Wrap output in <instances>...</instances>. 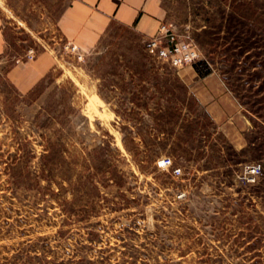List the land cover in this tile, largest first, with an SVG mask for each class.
Returning a JSON list of instances; mask_svg holds the SVG:
<instances>
[{"label": "rangeland", "instance_id": "374dc122", "mask_svg": "<svg viewBox=\"0 0 264 264\" xmlns=\"http://www.w3.org/2000/svg\"><path fill=\"white\" fill-rule=\"evenodd\" d=\"M82 1L0 0V264H264V0H158L199 51L179 69L114 19L67 38Z\"/></svg>", "mask_w": 264, "mask_h": 264}, {"label": "crops", "instance_id": "0c3cea01", "mask_svg": "<svg viewBox=\"0 0 264 264\" xmlns=\"http://www.w3.org/2000/svg\"><path fill=\"white\" fill-rule=\"evenodd\" d=\"M162 18L163 10L158 0H83L69 8L63 15L61 24L67 38L88 45L95 42L112 19L132 26L139 34L153 36ZM1 29L0 26V39ZM50 65L49 56H40L33 64L11 68L7 72V78L21 91H27L45 74ZM195 97L200 102L196 95ZM229 105L231 104L227 103L225 108L221 109L218 120L212 116L211 111L205 110L215 123L224 124L229 116L238 113L235 106ZM240 119H243L240 121L244 124L251 121L245 113L240 115Z\"/></svg>", "mask_w": 264, "mask_h": 264}, {"label": "built area", "instance_id": "2783aa9c", "mask_svg": "<svg viewBox=\"0 0 264 264\" xmlns=\"http://www.w3.org/2000/svg\"><path fill=\"white\" fill-rule=\"evenodd\" d=\"M147 50L157 58L166 60L173 68L179 69L183 66H191L199 58V51L196 46L182 39L171 24L161 23L153 36L145 40ZM158 166L170 167L172 161L169 156H162L157 161ZM179 168H173L172 174L178 175ZM261 168L255 163H248L243 166L242 177L247 183L255 182L260 175Z\"/></svg>", "mask_w": 264, "mask_h": 264}, {"label": "trees", "instance_id": "16d2710c", "mask_svg": "<svg viewBox=\"0 0 264 264\" xmlns=\"http://www.w3.org/2000/svg\"><path fill=\"white\" fill-rule=\"evenodd\" d=\"M210 68L206 65V69L204 71H201V70H198L197 69V72L200 74V75H206V74H209L210 73Z\"/></svg>", "mask_w": 264, "mask_h": 264}]
</instances>
